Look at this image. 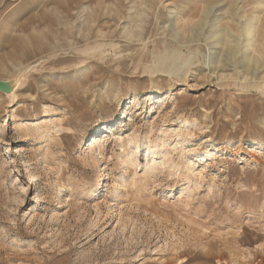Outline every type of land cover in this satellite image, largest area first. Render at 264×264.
I'll use <instances>...</instances> for the list:
<instances>
[{
	"label": "rangeland",
	"instance_id": "rangeland-1",
	"mask_svg": "<svg viewBox=\"0 0 264 264\" xmlns=\"http://www.w3.org/2000/svg\"><path fill=\"white\" fill-rule=\"evenodd\" d=\"M263 2L0 0V264H264Z\"/></svg>",
	"mask_w": 264,
	"mask_h": 264
},
{
	"label": "bare ground",
	"instance_id": "bare-ground-1",
	"mask_svg": "<svg viewBox=\"0 0 264 264\" xmlns=\"http://www.w3.org/2000/svg\"><path fill=\"white\" fill-rule=\"evenodd\" d=\"M146 1V0H145ZM264 1V0H263ZM262 6L264 5V2L261 4ZM261 7V6H260ZM210 9H212V8H210V7H207V10L206 11H204V12H201V14L199 15V17H200V19H199V21L198 22H196L195 24H193L189 29H190V31L191 32H194V34H196L198 31H199V29H201L202 28V26L206 23V22H209V21H207V16H208V12L210 11ZM253 15V14H252ZM259 15V14H258ZM255 16V15H254ZM212 17H214V16H212ZM260 17V16H259ZM216 19V18H215ZM172 20V19H171ZM256 20V19H255ZM215 22V21H214ZM255 23H257V22H255ZM214 24L215 23H213V25L212 26H214ZM169 26V25H168ZM170 27V26H169ZM212 28V27H211ZM257 26H255V24H249L248 22L247 23H245V25H244V27H243V33H245L246 35H248L249 37H250V41H253V38H254V36H255V33H256V31H257ZM174 29V28H173ZM132 30V29H131ZM170 30V29H169ZM210 30H212V29H210ZM135 31V30H134ZM93 32V31H92ZM220 32V31H219ZM171 33V32H170ZM179 33V32H178ZM210 33V32H209ZM100 35V34H99ZM98 35V36H99ZM127 35V34H126ZM174 35H177V33H175ZM182 35V34H181ZM212 35H219L218 34V32H213L212 33ZM212 35H211V37H212ZM221 35V34H220ZM219 35V36H220ZM178 36H180V35H178ZM209 36V35H208ZM218 36V37H219ZM181 37V36H180ZM192 37V36H191ZM221 37H222V35H221ZM175 38H177L176 36H175ZM192 38H194V40H195V37L193 36ZM206 38H209V37H206ZM172 39V38H171ZM174 39V38H173ZM188 39H189V37H188ZM188 39H187V41H188ZM212 39V38H211ZM193 40V39H192ZM208 40V39H207ZM215 40V39H214ZM213 40V41H214ZM174 41V40H173ZM243 41V40H242ZM264 41V40H263ZM180 42V41H179ZM208 42H212V41H208ZM221 41L219 40V39H217L216 41H215V43H220ZM241 42V41H240ZM262 42V41H261ZM207 43V42H206ZM214 43V44H215ZM253 43V42H252ZM252 43H250L249 42V46H252L253 44ZM177 44V43H176ZM179 44V43H178ZM212 44V43H211ZM264 44V43H263ZM181 46H183L182 44H180ZM188 45H189V43H188ZM213 45V44H212ZM220 45V44H219ZM228 45V44H227ZM247 45H248V43H247ZM177 46V45H176ZM217 46V45H216ZM221 46V45H220ZM178 47V46H177ZM210 47V46H209ZM211 48H212V46H211ZM185 49V48H184ZM250 49V48H249ZM178 50H181V49H178ZM245 50V51H244ZM243 51L246 53V49H244ZM216 53V52H215ZM236 53V47H234V45L232 46V45H230V46H228L227 47V56L229 57H233L234 56V54ZM214 54V53H213ZM225 54V53H224ZM215 55V54H214ZM246 55V54H245ZM206 56V55H205ZM226 56V57H227ZM176 57V56H175ZM209 57V56H208ZM207 57V58H208ZM213 57V56H212ZM216 57V56H215ZM211 59V58H210ZM213 59H215V58H213ZM217 59V58H216ZM215 59V60H216ZM220 59H222V57L220 58ZM244 59H247L248 60V62L250 61L251 62V66H253V64L254 65H256L258 62H257V60H255V59H253V58H249L248 56H245L244 57ZM175 60H177V58L175 59ZM208 60V62H207V64L209 65V62L212 60H209V58L207 59ZM229 60V59H228ZM232 60V59H231ZM166 61V60H165ZM204 62H206L205 60H203ZM224 61V60H223ZM213 62V61H212ZM224 62H226V61H224ZM223 62V64L225 65V63ZM242 62H243V60H242ZM243 64V63H242ZM261 64H259V67H263V66H260ZM207 66V65H206ZM220 66V65H219ZM212 67V66H211ZM250 67V65H247L246 66V68H249ZM209 69H210V67H208ZM253 68V67H252ZM245 69V68H244ZM253 71V70H252ZM250 73V72H249ZM247 75V74H246ZM221 76H223L222 74H221ZM243 76V75H242ZM248 76V75H247ZM100 141V140H99Z\"/></svg>",
	"mask_w": 264,
	"mask_h": 264
},
{
	"label": "water",
	"instance_id": "water-1",
	"mask_svg": "<svg viewBox=\"0 0 264 264\" xmlns=\"http://www.w3.org/2000/svg\"><path fill=\"white\" fill-rule=\"evenodd\" d=\"M10 80H0V92L2 93H10L12 89V84Z\"/></svg>",
	"mask_w": 264,
	"mask_h": 264
}]
</instances>
